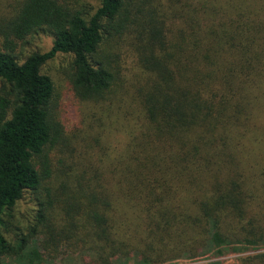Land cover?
I'll list each match as a JSON object with an SVG mask.
<instances>
[{"label": "trees", "instance_id": "trees-1", "mask_svg": "<svg viewBox=\"0 0 264 264\" xmlns=\"http://www.w3.org/2000/svg\"><path fill=\"white\" fill-rule=\"evenodd\" d=\"M97 2L93 10L85 0H10L0 14V264L26 250L30 264L40 262L36 227L17 246L1 231L28 194L55 201L36 213L43 235L57 228L43 250L65 244L85 264L263 246L264 0ZM39 32L52 39L48 52L15 54L13 45ZM58 55L70 59L76 98L129 96L134 117L116 124L120 158L109 154L103 170L106 154L90 152L99 139L82 144L78 169L44 178L48 152L66 142L42 73ZM240 264H264V252Z\"/></svg>", "mask_w": 264, "mask_h": 264}, {"label": "rangeland", "instance_id": "rangeland-1", "mask_svg": "<svg viewBox=\"0 0 264 264\" xmlns=\"http://www.w3.org/2000/svg\"><path fill=\"white\" fill-rule=\"evenodd\" d=\"M6 3H10V0H0V14L4 12ZM85 4L88 8H93V10L98 7L97 0H85ZM51 45V37L39 32L22 42L16 43L12 46V49L16 55L25 57L31 51L48 52ZM0 46H2V40H0ZM69 66V57L58 55L48 61L42 69V73L47 75L53 82L54 95L51 107L55 113V117L60 121L66 136L65 143L56 145L51 152H48L47 164H42V175L44 178H47V175H50L52 171L58 173V169H62V166L66 172L78 169L80 165L72 167L71 163L75 162L78 157L81 158L83 156L81 152L83 143H94L96 145L100 143L99 139L101 140V143L97 146L98 149L90 151L94 154L100 152L101 149L102 155L106 154L101 161H98L100 167L105 162L111 163L109 154L120 158L119 152L121 150L117 149L119 138L115 136L122 134L116 132V124L126 125L123 117H134L132 116L133 111L129 108V103H131L128 98L129 96L121 97V103H119V100L111 99L99 104L81 101L76 98L69 82ZM97 134H100V136L98 137ZM123 147L124 142L121 144V148ZM73 153H75L74 156ZM91 159L92 157L87 154L86 164L89 167ZM60 161H63V165L59 163ZM101 169L103 170V167ZM53 186H56V183H53ZM43 202L48 208H53L55 203L54 199L50 196H46L44 199V194H39L38 198L34 194H28L17 204L10 216L4 218L5 227L1 228L6 241L12 246H17L18 242L22 238L27 237L28 234H31L33 228L36 227L37 234L30 238L32 239L30 243L31 247L33 246L40 256V262L35 259L33 264H85L87 260L83 261V259L87 256H84L85 254L73 253V249L71 247L68 249L65 244H61L59 247L48 245V251L43 250V246L40 244L43 237H52L54 230L57 229L48 225L50 232L43 235L48 230L42 231L43 224L38 222L36 218L38 205ZM52 212L55 216V210ZM51 224L55 226L53 221ZM27 252L29 251L26 250L24 254L19 256L10 255L9 257H5L2 260V264H30L29 260L34 257L28 256L27 258ZM255 252H264V245L255 247L245 244H231L217 247L209 244L202 250H198V255L194 258L182 257L177 260H168L162 264H240L242 258L253 255ZM113 264L147 263H143L139 256L129 254L126 257L114 258Z\"/></svg>", "mask_w": 264, "mask_h": 264}]
</instances>
